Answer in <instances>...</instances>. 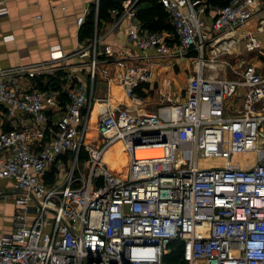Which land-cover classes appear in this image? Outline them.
Instances as JSON below:
<instances>
[{"label": "built area", "instance_id": "2783aa9c", "mask_svg": "<svg viewBox=\"0 0 264 264\" xmlns=\"http://www.w3.org/2000/svg\"><path fill=\"white\" fill-rule=\"evenodd\" d=\"M139 1L111 10L109 31L125 23L141 63L101 47L96 0L86 44L0 66V178L21 208L0 264H264V71L207 76L221 56L261 47L264 0H224L210 25L200 1L158 0L171 34L144 27ZM152 54L197 63L182 99L165 80L154 111L138 93L155 82ZM119 142L126 173L106 158ZM143 148L160 151L137 158ZM172 242L184 246L176 263Z\"/></svg>", "mask_w": 264, "mask_h": 264}, {"label": "crops", "instance_id": "0c3cea01", "mask_svg": "<svg viewBox=\"0 0 264 264\" xmlns=\"http://www.w3.org/2000/svg\"><path fill=\"white\" fill-rule=\"evenodd\" d=\"M95 1L0 0V66L15 67L41 62L49 57V48L52 45L60 44L65 52H71L77 47L86 44L94 37L95 26L91 34L85 32L83 34V30L85 31V29L82 30V27H78L77 18L84 13L86 20L90 17L91 13L94 16ZM99 1L101 2L102 0ZM109 1L120 3L119 0ZM200 3H202L200 6H206L205 17L207 24L210 25L219 5H214L209 0H200ZM144 5L146 3H141L139 8L142 9ZM209 12L212 15L211 18L210 16L208 17ZM109 15L111 16L110 12ZM109 20L110 17L100 18L99 20L98 16V33L102 39L104 37L100 43L101 47L104 44H111L118 55L135 57L136 60H134L137 63H141L143 61L142 52L126 36L124 29L125 23H122L116 31L110 32ZM139 21L141 22L142 20L139 18ZM220 58L224 60L225 56H221ZM151 61L154 63L157 77L155 80L158 82V78L161 76L159 68L162 62L169 61L171 63L170 65L174 66L175 64H187L190 60L183 59L177 60L178 62H176L152 54ZM165 65L167 68L169 64ZM257 65L259 66V62ZM259 68L264 71V63ZM188 79L189 77L187 81ZM101 85L99 86L101 87ZM154 85L155 82L150 86L144 85L139 90L145 97H148L154 91ZM153 104L155 108L158 105ZM18 194L19 191L14 188L12 180L0 178V235L3 233H11L19 224L15 219L21 212V208L15 202V197Z\"/></svg>", "mask_w": 264, "mask_h": 264}, {"label": "rangeland", "instance_id": "374dc122", "mask_svg": "<svg viewBox=\"0 0 264 264\" xmlns=\"http://www.w3.org/2000/svg\"><path fill=\"white\" fill-rule=\"evenodd\" d=\"M200 1V0H195ZM212 17L209 12L208 17ZM160 32V31H159ZM165 32H170L166 30ZM172 32L168 33L171 34ZM263 57V58H260ZM226 59V60H225ZM225 59H219L217 64L213 69H207L208 75H215L219 78H235L238 75V72L241 71L243 64L242 62H252L256 64L259 62V66L263 65L264 61V38L259 49L253 50L252 52L244 53L241 57L235 58L231 56H225ZM226 62V63H225ZM165 64H169L166 68ZM169 61L165 63H161L159 68V73L161 76L158 78V82L155 81L154 91H152L151 95L146 97V100L149 102V110H155L154 104L159 102V98L156 95H160L161 91H166V86L163 85L165 80H171L170 87L167 92H176L178 93L176 99L173 101H178L182 99L184 95V88L187 84V78L190 77L196 69L197 63L196 61H189L187 64L182 63L181 65L175 64L174 66L170 65ZM157 78V77H156ZM155 78V79H156ZM98 139H100V135H98L97 131H93ZM211 164H216L208 161H203L202 165L209 166ZM89 171V165L84 169V174H87Z\"/></svg>", "mask_w": 264, "mask_h": 264}, {"label": "trees", "instance_id": "16d2710c", "mask_svg": "<svg viewBox=\"0 0 264 264\" xmlns=\"http://www.w3.org/2000/svg\"><path fill=\"white\" fill-rule=\"evenodd\" d=\"M120 3H116L113 1L102 0L99 4V20L100 18H109V10L110 9H120L121 2L123 0H119ZM214 5H219V7L225 5L224 0H209ZM141 3H146L142 9L139 8L138 15L139 18L142 20L141 22L144 23V27L150 31L154 32H163V31H170L174 32V27L170 23L169 15L166 13L162 5L158 2V0H140L139 5ZM94 13V12H93ZM95 26V15L91 13L90 17L85 21L84 25L82 26L83 34L84 32L87 34L92 33V29L94 31ZM139 94L144 96V94L139 90ZM184 252V246L180 242H172L170 244V253L166 257V262L169 263H176L180 261Z\"/></svg>", "mask_w": 264, "mask_h": 264}, {"label": "bare ground", "instance_id": "6f19581e", "mask_svg": "<svg viewBox=\"0 0 264 264\" xmlns=\"http://www.w3.org/2000/svg\"><path fill=\"white\" fill-rule=\"evenodd\" d=\"M95 116L93 118V122L95 121ZM99 141V139H97ZM160 150L158 148H143L139 149L136 153V157H151L158 155ZM107 161L111 167V169L115 170L118 173H126V168L129 163L128 153L123 151L122 144L119 142L112 146L107 155Z\"/></svg>", "mask_w": 264, "mask_h": 264}]
</instances>
